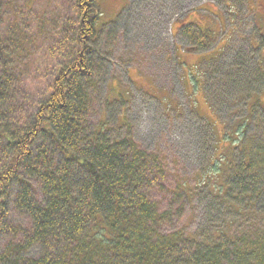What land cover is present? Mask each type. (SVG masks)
<instances>
[{
    "label": "trees",
    "instance_id": "trees-1",
    "mask_svg": "<svg viewBox=\"0 0 264 264\" xmlns=\"http://www.w3.org/2000/svg\"><path fill=\"white\" fill-rule=\"evenodd\" d=\"M35 1L0 0V263L264 264V230L200 240L166 203L162 163L131 132L94 121L102 38L115 23L99 0L41 11ZM248 148L227 192L257 199Z\"/></svg>",
    "mask_w": 264,
    "mask_h": 264
},
{
    "label": "rangeland",
    "instance_id": "rangeland-1",
    "mask_svg": "<svg viewBox=\"0 0 264 264\" xmlns=\"http://www.w3.org/2000/svg\"><path fill=\"white\" fill-rule=\"evenodd\" d=\"M99 2L115 23L102 38L94 121L118 137L131 132L162 163L166 203L182 207L177 223L200 240L264 230V0ZM244 145L260 170L257 199L227 192Z\"/></svg>",
    "mask_w": 264,
    "mask_h": 264
}]
</instances>
